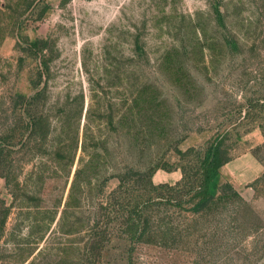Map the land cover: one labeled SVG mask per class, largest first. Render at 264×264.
Segmentation results:
<instances>
[{
	"label": "rangeland",
	"instance_id": "374dc122",
	"mask_svg": "<svg viewBox=\"0 0 264 264\" xmlns=\"http://www.w3.org/2000/svg\"><path fill=\"white\" fill-rule=\"evenodd\" d=\"M41 88L46 134L21 137L13 96ZM5 130L0 264H81L109 175L152 168L153 184H173L175 150L223 133L230 160L210 188L243 199L229 245L140 242L128 256L114 237L96 264H264V0H0Z\"/></svg>",
	"mask_w": 264,
	"mask_h": 264
},
{
	"label": "trees",
	"instance_id": "16d2710c",
	"mask_svg": "<svg viewBox=\"0 0 264 264\" xmlns=\"http://www.w3.org/2000/svg\"><path fill=\"white\" fill-rule=\"evenodd\" d=\"M41 73L37 70L38 80ZM42 92L43 88L30 95L13 96L18 114L27 117L18 130L21 137L26 130L39 138L46 134L43 108L38 109ZM10 131L0 132V179L7 186L12 175ZM228 136L223 133L199 147L176 149L180 177L173 184H153L152 168L126 169L109 175L108 178H116L117 184L96 200L81 264H96L100 251L114 237L125 241L128 256L140 242L178 253H186L188 249L196 252L208 236L215 237L220 247L229 245L239 223L243 199L226 181L210 188L218 169L230 160ZM127 264H131L130 260Z\"/></svg>",
	"mask_w": 264,
	"mask_h": 264
}]
</instances>
